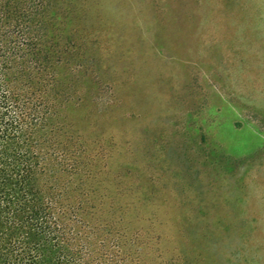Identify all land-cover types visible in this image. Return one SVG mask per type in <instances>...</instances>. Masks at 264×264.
Returning a JSON list of instances; mask_svg holds the SVG:
<instances>
[{
	"label": "rangeland",
	"instance_id": "rangeland-1",
	"mask_svg": "<svg viewBox=\"0 0 264 264\" xmlns=\"http://www.w3.org/2000/svg\"><path fill=\"white\" fill-rule=\"evenodd\" d=\"M42 3L82 219L141 264H264V0Z\"/></svg>",
	"mask_w": 264,
	"mask_h": 264
},
{
	"label": "trees",
	"instance_id": "trees-1",
	"mask_svg": "<svg viewBox=\"0 0 264 264\" xmlns=\"http://www.w3.org/2000/svg\"><path fill=\"white\" fill-rule=\"evenodd\" d=\"M43 9L0 0V264H141L122 235L82 219V193L63 178L87 164L63 131L71 92Z\"/></svg>",
	"mask_w": 264,
	"mask_h": 264
}]
</instances>
